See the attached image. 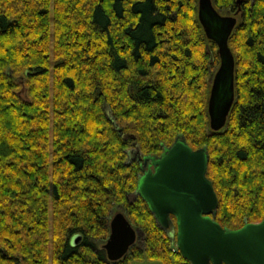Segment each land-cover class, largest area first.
Returning <instances> with one entry per match:
<instances>
[{"label":"trees","instance_id":"1","mask_svg":"<svg viewBox=\"0 0 264 264\" xmlns=\"http://www.w3.org/2000/svg\"><path fill=\"white\" fill-rule=\"evenodd\" d=\"M212 3L238 18L218 131L207 100L219 57L197 0H0V264H190L136 191L134 141L140 155L178 138L205 147L215 220L264 218V0ZM116 211L141 241L111 261Z\"/></svg>","mask_w":264,"mask_h":264},{"label":"water","instance_id":"2","mask_svg":"<svg viewBox=\"0 0 264 264\" xmlns=\"http://www.w3.org/2000/svg\"><path fill=\"white\" fill-rule=\"evenodd\" d=\"M197 16L206 37L217 46L219 65L211 81L207 111L210 129L218 131L225 125L234 101L235 63L228 39L237 17L222 14L212 0H197ZM122 137L133 136L124 133ZM137 160L141 168L137 193L163 229L173 226L174 217L176 246L190 264H264V218L233 229L215 220L217 196L205 174V147L193 149L178 138L159 155H139ZM138 233L123 212L113 213L102 245L107 259H121L136 242ZM78 240L75 235L72 243Z\"/></svg>","mask_w":264,"mask_h":264},{"label":"rangeland","instance_id":"3","mask_svg":"<svg viewBox=\"0 0 264 264\" xmlns=\"http://www.w3.org/2000/svg\"><path fill=\"white\" fill-rule=\"evenodd\" d=\"M51 2H52V0H51ZM50 13H51V11H50ZM221 13L222 14H229V13H227L225 11H222ZM237 20H238V18H237ZM213 75L211 77V81H212ZM127 154L129 156V158H137V156L140 155L138 145H137V143L135 141L131 144L130 149L127 150ZM135 195H136L135 192L134 193H131V194H129V198L130 199H133L135 197ZM171 228L173 229L174 228V225ZM140 241H141L140 234L138 233V238H137L136 242L138 243ZM137 264H157V263L156 262L147 261V260H142V261L137 262Z\"/></svg>","mask_w":264,"mask_h":264},{"label":"flooded vegetation","instance_id":"4","mask_svg":"<svg viewBox=\"0 0 264 264\" xmlns=\"http://www.w3.org/2000/svg\"><path fill=\"white\" fill-rule=\"evenodd\" d=\"M147 166H144V168H146Z\"/></svg>","mask_w":264,"mask_h":264}]
</instances>
